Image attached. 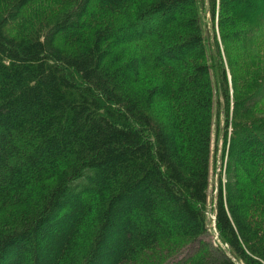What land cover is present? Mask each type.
Wrapping results in <instances>:
<instances>
[{
    "label": "trees",
    "instance_id": "16d2710c",
    "mask_svg": "<svg viewBox=\"0 0 264 264\" xmlns=\"http://www.w3.org/2000/svg\"><path fill=\"white\" fill-rule=\"evenodd\" d=\"M261 34L264 0H0V264H227L203 238L240 87L214 223L264 264Z\"/></svg>",
    "mask_w": 264,
    "mask_h": 264
},
{
    "label": "rangeland",
    "instance_id": "374dc122",
    "mask_svg": "<svg viewBox=\"0 0 264 264\" xmlns=\"http://www.w3.org/2000/svg\"><path fill=\"white\" fill-rule=\"evenodd\" d=\"M208 15L205 16L204 23L206 24V28H210V23L208 20ZM217 33V31H216ZM218 35V34H217ZM258 42L255 47L259 49L257 52L258 56L261 57L260 61V72H264V34H261L260 37L257 38ZM226 66V65H225ZM236 67V66H235ZM238 70V68L236 67ZM227 73L230 75V70L228 67L226 68ZM241 74L238 76L240 77ZM229 78V85L231 88V81L230 76ZM231 91V104H230V111L228 114V125L225 127V116L221 114L218 122L216 123V128L214 129V133L212 136V143H211V161H210V173H209V189H208V203L206 206V230L203 240L207 243L209 248L218 255L224 262L227 264H240L235 259L232 258L231 254L228 252L226 246L220 242L218 239V234L215 230V223H214V204L217 189L219 184H226L229 176H231V169L233 170L236 168L235 166V159H237L239 151H240V144L235 142L232 145L231 153H229V147L231 146V138L234 129L240 125L243 120V116L241 111L233 109V98H238V100H242V87L238 88L237 97L233 95L232 89ZM195 247L192 249H188L182 255V258H185L192 254L195 251Z\"/></svg>",
    "mask_w": 264,
    "mask_h": 264
}]
</instances>
